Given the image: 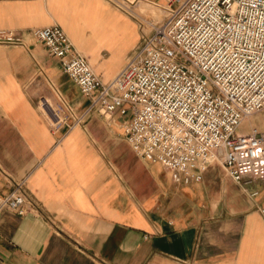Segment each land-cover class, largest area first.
<instances>
[{
	"label": "crops",
	"instance_id": "0c3cea01",
	"mask_svg": "<svg viewBox=\"0 0 264 264\" xmlns=\"http://www.w3.org/2000/svg\"><path fill=\"white\" fill-rule=\"evenodd\" d=\"M51 24L104 81L140 40L104 0H0V29ZM30 42L0 44V197L24 180L38 207L0 210V264H264V180L237 182L213 155L176 183L129 145L123 116L83 114L89 99ZM247 122L264 132V109Z\"/></svg>",
	"mask_w": 264,
	"mask_h": 264
},
{
	"label": "built area",
	"instance_id": "2783aa9c",
	"mask_svg": "<svg viewBox=\"0 0 264 264\" xmlns=\"http://www.w3.org/2000/svg\"><path fill=\"white\" fill-rule=\"evenodd\" d=\"M165 7L149 31L139 23L140 40L105 81L59 24L0 29V44L44 43L89 99L83 114L123 116L129 145L176 183L200 181L211 154L237 182L264 180V132L238 130L264 109V0H165ZM37 207L24 180L0 197V210Z\"/></svg>",
	"mask_w": 264,
	"mask_h": 264
},
{
	"label": "rangeland",
	"instance_id": "374dc122",
	"mask_svg": "<svg viewBox=\"0 0 264 264\" xmlns=\"http://www.w3.org/2000/svg\"><path fill=\"white\" fill-rule=\"evenodd\" d=\"M104 1L111 8H114L115 10L121 11L122 13L128 15L130 18H132V20H135L138 25L139 23H143L145 25L144 27L145 31H149L151 28L148 22L161 21L165 17V15L168 14L167 7H165V0H163L162 2L154 1L155 4L151 3L150 0L149 1L148 0H104ZM107 54L108 51H106V49L101 52V55L103 57L107 56ZM45 105L43 104V102L40 101L41 110L42 107H44ZM56 108L59 116L61 117V120L63 121L62 116H64V114L60 113L57 106ZM93 113L94 112H91L89 115ZM247 119H249V117L245 118L244 121L240 124L241 128H239V130L241 132H245L247 129L250 128L249 127L250 124L249 122H247ZM52 125H55V123H52Z\"/></svg>",
	"mask_w": 264,
	"mask_h": 264
},
{
	"label": "bare ground",
	"instance_id": "6f19581e",
	"mask_svg": "<svg viewBox=\"0 0 264 264\" xmlns=\"http://www.w3.org/2000/svg\"><path fill=\"white\" fill-rule=\"evenodd\" d=\"M244 121V120H243ZM214 154H211L210 156H208L207 158H209V157H211V156H213ZM216 156V155H215ZM217 157V156H216ZM219 158V157H218ZM220 159V158H219Z\"/></svg>",
	"mask_w": 264,
	"mask_h": 264
}]
</instances>
